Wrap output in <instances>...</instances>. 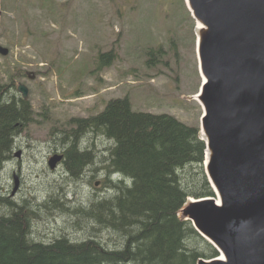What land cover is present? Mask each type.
Returning <instances> with one entry per match:
<instances>
[{"label": "rangeland", "instance_id": "1", "mask_svg": "<svg viewBox=\"0 0 264 264\" xmlns=\"http://www.w3.org/2000/svg\"><path fill=\"white\" fill-rule=\"evenodd\" d=\"M197 35L186 0H0V44L10 49L0 54V80L15 79L19 94L25 83L36 113L2 167L0 194L35 211L34 239L98 234L107 245L119 240L110 230L98 232L82 213L115 193L106 183L108 176L120 178L106 167L114 142L87 132L80 149L91 151L93 162L79 177L63 162L51 169L49 159L65 153L62 138L74 119L97 114L117 97L128 96L134 110L201 125L203 108L194 98L202 85ZM152 49L157 58L150 64ZM111 50L115 61L98 69L100 53ZM10 208L0 205L2 213Z\"/></svg>", "mask_w": 264, "mask_h": 264}, {"label": "trees", "instance_id": "2", "mask_svg": "<svg viewBox=\"0 0 264 264\" xmlns=\"http://www.w3.org/2000/svg\"><path fill=\"white\" fill-rule=\"evenodd\" d=\"M149 55L152 64L157 51ZM116 56L115 50L100 53L98 69ZM16 87L15 79L0 80V189L1 170L13 156L16 138L36 119L31 101ZM73 121L75 127L62 138L67 143L62 162L74 177L93 162L91 151L80 149L87 132L114 142L106 167L120 178L114 182L108 176L106 183L115 193L82 213L94 220L98 232L110 230L119 240L110 246L98 234L81 241L65 236L36 240L35 211L0 194V205L11 207L10 213L0 211V264H198L200 258L219 255L192 221L180 215L189 197L216 196L205 170L207 144L200 125L169 113L134 110L128 96L113 98L97 114Z\"/></svg>", "mask_w": 264, "mask_h": 264}, {"label": "water", "instance_id": "3", "mask_svg": "<svg viewBox=\"0 0 264 264\" xmlns=\"http://www.w3.org/2000/svg\"><path fill=\"white\" fill-rule=\"evenodd\" d=\"M189 2L193 17L206 26L198 42L206 77L200 126L211 151L205 164L216 196L189 197L182 210L219 251L198 264H264V0ZM9 52L0 44L1 55ZM17 89L29 99L25 83ZM64 157L54 154L50 168ZM18 189L16 176L12 194Z\"/></svg>", "mask_w": 264, "mask_h": 264}, {"label": "bare ground", "instance_id": "4", "mask_svg": "<svg viewBox=\"0 0 264 264\" xmlns=\"http://www.w3.org/2000/svg\"><path fill=\"white\" fill-rule=\"evenodd\" d=\"M186 3H187V5H188V7L190 6V2H189V0H186ZM191 12H192V10H191ZM205 29H206V26L201 22V21H199V20H197V36H198V40H197V46H198V42H199V40H200V38H201V36H202V34H203V32L205 31ZM200 68V67H199ZM200 73H201V76H202V82L203 81H205L206 80V77L202 74V71H201V68H200ZM194 98L201 104V106H202V108H203V113H204V104H203V101H202V99H201V93H200V91L196 94V95H194ZM44 122V121H43ZM89 127V126H88ZM201 136L205 139V141H207L208 140V138H207V135H206V133H205V130L203 129V128H201ZM210 156H211V151H210V149H208V147H207V149H206V164L209 162V159H210ZM212 183L213 184H215L213 181H212ZM221 203V201L219 200L218 201V204H220Z\"/></svg>", "mask_w": 264, "mask_h": 264}, {"label": "flooded vegetation", "instance_id": "5", "mask_svg": "<svg viewBox=\"0 0 264 264\" xmlns=\"http://www.w3.org/2000/svg\"><path fill=\"white\" fill-rule=\"evenodd\" d=\"M62 154H64V156H65V153H62ZM64 160V159H63ZM62 163V162H61Z\"/></svg>", "mask_w": 264, "mask_h": 264}]
</instances>
